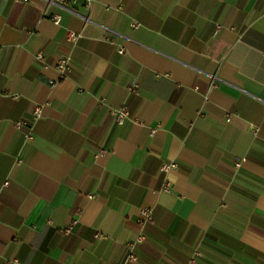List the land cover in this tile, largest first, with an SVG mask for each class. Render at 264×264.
<instances>
[{"label": "crops", "instance_id": "0c3cea01", "mask_svg": "<svg viewBox=\"0 0 264 264\" xmlns=\"http://www.w3.org/2000/svg\"><path fill=\"white\" fill-rule=\"evenodd\" d=\"M0 264H264V0H0Z\"/></svg>", "mask_w": 264, "mask_h": 264}, {"label": "built area", "instance_id": "2783aa9c", "mask_svg": "<svg viewBox=\"0 0 264 264\" xmlns=\"http://www.w3.org/2000/svg\"><path fill=\"white\" fill-rule=\"evenodd\" d=\"M79 0H47L48 3H54V4H58L61 5L63 7H67L75 2H77ZM93 0H82L83 2V6L86 9H89L90 4ZM51 20L55 23L58 24L59 20H60V15L59 14H53L51 16ZM134 26H138V23L133 22ZM81 37V33L72 30V29H68L67 30V39L72 43L75 44L78 39ZM120 51H122V48H120ZM36 58L38 60L42 59V54L38 53L36 55ZM70 67V57L69 56H62L59 57L58 60L55 63V68L57 69L58 73H59V77L63 78L64 74L67 70H69ZM129 90L132 92H136L137 91V84L136 83H132L129 86ZM101 102H104V98L102 97L100 99ZM41 112V105H35L34 108L31 111V116L35 119L40 115ZM109 113L114 117L115 122L117 124H123L124 121L129 117V110L128 107L126 105H123L121 107L118 108H110L109 109ZM228 120V118H227ZM24 123V121H18L15 123V126L18 128L20 127L22 124ZM26 139L27 140H31L33 138L31 133H26ZM176 167V164L174 162H164L162 163L160 169L161 171H168L171 168ZM169 186L166 184L164 185V189L168 190ZM151 220V209L149 207H144L141 210V218L140 221L141 223H145L147 221ZM101 233H96L95 236H100ZM144 236L142 234H139L134 240L129 241L128 246L130 248L128 255L126 257L127 260H131V261H135L137 259L136 255L133 253L132 249L134 247V245L138 242H141L143 240Z\"/></svg>", "mask_w": 264, "mask_h": 264}]
</instances>
